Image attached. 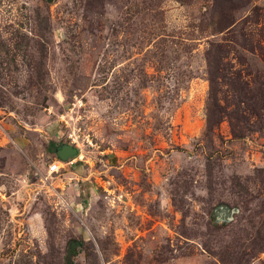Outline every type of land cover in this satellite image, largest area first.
Instances as JSON below:
<instances>
[{"label": "rangeland", "instance_id": "obj_1", "mask_svg": "<svg viewBox=\"0 0 264 264\" xmlns=\"http://www.w3.org/2000/svg\"><path fill=\"white\" fill-rule=\"evenodd\" d=\"M0 264H264V0H0Z\"/></svg>", "mask_w": 264, "mask_h": 264}, {"label": "water", "instance_id": "obj_2", "mask_svg": "<svg viewBox=\"0 0 264 264\" xmlns=\"http://www.w3.org/2000/svg\"><path fill=\"white\" fill-rule=\"evenodd\" d=\"M54 152H55V155L58 157V159H60L61 161H68V159H70L71 157L78 155V149L69 143L56 144ZM235 211H237V208L227 209V212L229 213H233ZM79 246H80L79 241H71L69 244L70 252L72 253Z\"/></svg>", "mask_w": 264, "mask_h": 264}, {"label": "built area", "instance_id": "obj_3", "mask_svg": "<svg viewBox=\"0 0 264 264\" xmlns=\"http://www.w3.org/2000/svg\"><path fill=\"white\" fill-rule=\"evenodd\" d=\"M61 161L59 159H55L52 164H49L48 166V173H56L59 171V169L61 168ZM66 164H71L72 160L69 159L67 162H65Z\"/></svg>", "mask_w": 264, "mask_h": 264}, {"label": "flooded vegetation", "instance_id": "obj_4", "mask_svg": "<svg viewBox=\"0 0 264 264\" xmlns=\"http://www.w3.org/2000/svg\"><path fill=\"white\" fill-rule=\"evenodd\" d=\"M219 209H220V213H221V212H223V214H225V213H229V212H227V209H228V208L225 207V206H220Z\"/></svg>", "mask_w": 264, "mask_h": 264}, {"label": "trees", "instance_id": "obj_5", "mask_svg": "<svg viewBox=\"0 0 264 264\" xmlns=\"http://www.w3.org/2000/svg\"><path fill=\"white\" fill-rule=\"evenodd\" d=\"M51 149H52V147H51Z\"/></svg>", "mask_w": 264, "mask_h": 264}]
</instances>
